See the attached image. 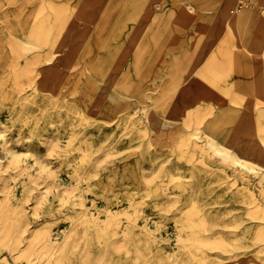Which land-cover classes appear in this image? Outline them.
Segmentation results:
<instances>
[{
  "label": "rangeland",
  "instance_id": "1",
  "mask_svg": "<svg viewBox=\"0 0 264 264\" xmlns=\"http://www.w3.org/2000/svg\"><path fill=\"white\" fill-rule=\"evenodd\" d=\"M190 3L0 0V264H264V0Z\"/></svg>",
  "mask_w": 264,
  "mask_h": 264
},
{
  "label": "bare ground",
  "instance_id": "2",
  "mask_svg": "<svg viewBox=\"0 0 264 264\" xmlns=\"http://www.w3.org/2000/svg\"><path fill=\"white\" fill-rule=\"evenodd\" d=\"M260 1H262V0H256L252 5H254V4H256V3H258V2H260ZM194 4V0H191V5L190 6H192L193 4ZM209 5H210V7L211 8H216V7H218L219 6V4H220V1H214V2H210V3H208ZM251 5V6H252ZM240 9V8H239ZM230 13H231V10H230ZM244 24H246L245 26L246 27H248L249 26V24H247V23H245L244 22ZM250 31V29L248 30V32ZM250 123V124H249ZM251 123H253V121L252 120H246V121H244L243 123H239L238 124V131H237V135H236V141L237 142H239V143H243V144H250V138H251V140H254V137L253 136H250V133L251 132H249L250 131V125H251ZM247 132H246V131ZM246 132V133H245ZM263 140H264V136H263ZM248 153H251V149H248ZM236 163H238V164H240V165H242V166H244V167H247V168H249V172H250V175L251 176H254L255 175V172H256V170H257V168L255 167V166H253V165H251V164H249V163H246V161H244V160H242L240 157H236ZM246 169V168H245ZM243 181V180H242ZM244 182V181H243ZM239 192H242V193H244V202L245 203H247L248 204V206L252 203L251 202V200H250V198L253 196V194H252V191H251V189H250V187L248 186V183H247V185H245L244 186V184H242V185H240L239 186ZM242 223V220L240 221V223H239V225ZM247 227H250V226H247ZM209 246V245H208ZM239 254H241V253H239ZM239 254H236V255H239Z\"/></svg>",
  "mask_w": 264,
  "mask_h": 264
},
{
  "label": "built area",
  "instance_id": "3",
  "mask_svg": "<svg viewBox=\"0 0 264 264\" xmlns=\"http://www.w3.org/2000/svg\"><path fill=\"white\" fill-rule=\"evenodd\" d=\"M254 0H237V8H244L253 3Z\"/></svg>",
  "mask_w": 264,
  "mask_h": 264
}]
</instances>
